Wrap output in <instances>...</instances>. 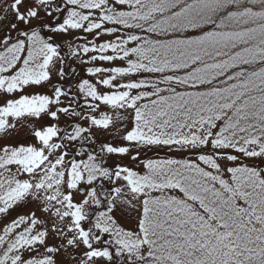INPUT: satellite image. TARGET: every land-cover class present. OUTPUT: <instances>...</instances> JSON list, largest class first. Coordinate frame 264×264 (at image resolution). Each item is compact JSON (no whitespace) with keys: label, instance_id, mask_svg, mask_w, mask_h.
<instances>
[{"label":"snow or ice","instance_id":"1","mask_svg":"<svg viewBox=\"0 0 264 264\" xmlns=\"http://www.w3.org/2000/svg\"><path fill=\"white\" fill-rule=\"evenodd\" d=\"M0 264H264V0H0Z\"/></svg>","mask_w":264,"mask_h":264}]
</instances>
